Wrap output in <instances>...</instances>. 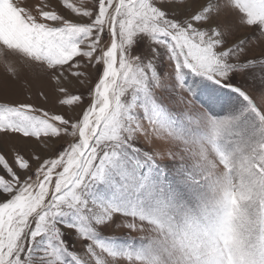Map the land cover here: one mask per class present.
<instances>
[{
  "label": "snow or ice",
  "instance_id": "6c2138e0",
  "mask_svg": "<svg viewBox=\"0 0 264 264\" xmlns=\"http://www.w3.org/2000/svg\"><path fill=\"white\" fill-rule=\"evenodd\" d=\"M7 52L71 115L0 100V264H264V0H0Z\"/></svg>",
  "mask_w": 264,
  "mask_h": 264
},
{
  "label": "rangeland",
  "instance_id": "374dc122",
  "mask_svg": "<svg viewBox=\"0 0 264 264\" xmlns=\"http://www.w3.org/2000/svg\"><path fill=\"white\" fill-rule=\"evenodd\" d=\"M29 63V61H25L22 57L11 52H7L6 55H0V100H27L28 102L43 106L49 110L64 112L71 115L69 106H62L57 103V96L60 95L57 89L61 85L55 84L50 79L49 75L42 71L39 66L33 65L32 67H27ZM9 68L16 70L15 78L9 72ZM6 86H8L7 95L5 94ZM62 86L67 87L69 92L74 93L77 91L75 82L71 84L65 82ZM41 92L48 97L47 101H44L40 97L39 93ZM28 97H31V99L28 100ZM9 140L10 143L7 145L8 148H11L13 144L16 146L27 144L30 148L40 150L34 140L23 141L18 137H10ZM111 234L122 238L129 235L132 237L144 235L136 232L129 233L126 228L117 229Z\"/></svg>",
  "mask_w": 264,
  "mask_h": 264
}]
</instances>
